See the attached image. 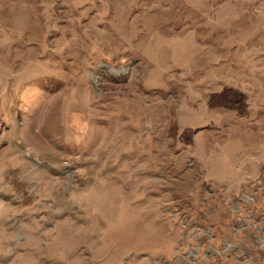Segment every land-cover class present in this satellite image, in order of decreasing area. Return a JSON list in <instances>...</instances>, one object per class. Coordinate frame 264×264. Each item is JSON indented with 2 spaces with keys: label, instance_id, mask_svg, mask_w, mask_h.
Listing matches in <instances>:
<instances>
[{
  "label": "rangeland",
  "instance_id": "1",
  "mask_svg": "<svg viewBox=\"0 0 264 264\" xmlns=\"http://www.w3.org/2000/svg\"><path fill=\"white\" fill-rule=\"evenodd\" d=\"M251 259L264 0H0V264Z\"/></svg>",
  "mask_w": 264,
  "mask_h": 264
},
{
  "label": "trees",
  "instance_id": "2",
  "mask_svg": "<svg viewBox=\"0 0 264 264\" xmlns=\"http://www.w3.org/2000/svg\"><path fill=\"white\" fill-rule=\"evenodd\" d=\"M158 64H160V63H158ZM165 66H163V67H161V66H159L160 68H165V70H167L168 69V66L170 67L171 65H167V64H164ZM168 71V70H167ZM233 261V264H236V260H232ZM250 264H264V260H262V259H257V260H253V259H251V261H250Z\"/></svg>",
  "mask_w": 264,
  "mask_h": 264
}]
</instances>
